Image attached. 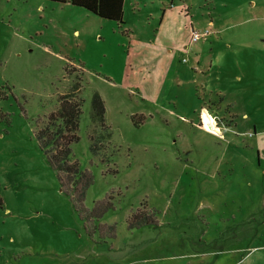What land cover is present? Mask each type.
<instances>
[{"label":"rangeland","instance_id":"obj_1","mask_svg":"<svg viewBox=\"0 0 264 264\" xmlns=\"http://www.w3.org/2000/svg\"><path fill=\"white\" fill-rule=\"evenodd\" d=\"M123 21L0 0V264H264V0H124ZM75 76L83 204H112L87 229L35 136ZM137 209L155 223L129 229Z\"/></svg>","mask_w":264,"mask_h":264},{"label":"trees","instance_id":"obj_2","mask_svg":"<svg viewBox=\"0 0 264 264\" xmlns=\"http://www.w3.org/2000/svg\"><path fill=\"white\" fill-rule=\"evenodd\" d=\"M56 3H69L87 10L88 12L122 25L123 21V3L124 0H49ZM83 68V66L81 65ZM81 86L78 77L71 83L69 90L65 94L58 96L57 107L50 111L46 117L45 123L38 128L35 136L38 146L46 158L50 167L55 171L61 191L64 192L72 202L77 213L78 219L87 229L93 222H97L102 214L112 208V204L107 199L97 201L95 205L87 209L84 204V194L87 187L92 182V176L88 171H82L76 160L71 158L70 145L79 140L78 127L81 113V102L78 98V92ZM91 113L90 119L99 129L108 130L109 127L105 122L104 101L98 92L94 91L91 95ZM110 138V132H106ZM93 143V137L89 136ZM95 145L90 143V151L96 152ZM127 227L129 229L138 228L143 225L154 224L153 217L137 211L128 217ZM95 227H102L96 224ZM108 228L113 230L114 227L109 225ZM89 233L91 231L88 230Z\"/></svg>","mask_w":264,"mask_h":264},{"label":"bare ground","instance_id":"obj_3","mask_svg":"<svg viewBox=\"0 0 264 264\" xmlns=\"http://www.w3.org/2000/svg\"><path fill=\"white\" fill-rule=\"evenodd\" d=\"M202 121H203V128L205 130H208L210 132H219V128L216 126L217 124H214L212 116L207 112V110H202Z\"/></svg>","mask_w":264,"mask_h":264},{"label":"built area","instance_id":"obj_4","mask_svg":"<svg viewBox=\"0 0 264 264\" xmlns=\"http://www.w3.org/2000/svg\"><path fill=\"white\" fill-rule=\"evenodd\" d=\"M190 34H191V40L192 41H196V40H198L200 37H203L205 34H207V31H205V32H200V31H196V30H193V29H191L190 30ZM206 111V110H205ZM200 119H201V124H202V126H203V121H202V111H201V113H200ZM213 119H214V121H215V124H217V120H216V117L215 116H213ZM211 134H213V135H221V133H215V132H210Z\"/></svg>","mask_w":264,"mask_h":264},{"label":"crops","instance_id":"obj_5","mask_svg":"<svg viewBox=\"0 0 264 264\" xmlns=\"http://www.w3.org/2000/svg\"><path fill=\"white\" fill-rule=\"evenodd\" d=\"M211 20H209V25H211ZM189 31L191 30V29H194V30H196V31H199V30H197V29H195V28H193V26H189ZM187 30V29H186ZM189 32L187 31V34H186V36H185V40H181V42H179V43H177L176 44V46H177V48H181V49H184L187 45H188V42H189Z\"/></svg>","mask_w":264,"mask_h":264},{"label":"flooded vegetation","instance_id":"obj_6","mask_svg":"<svg viewBox=\"0 0 264 264\" xmlns=\"http://www.w3.org/2000/svg\"><path fill=\"white\" fill-rule=\"evenodd\" d=\"M214 121V120H213ZM215 124V123H214Z\"/></svg>","mask_w":264,"mask_h":264}]
</instances>
